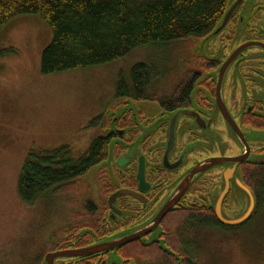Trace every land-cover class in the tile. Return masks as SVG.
<instances>
[{
	"label": "flooded vegetation",
	"instance_id": "flooded-vegetation-1",
	"mask_svg": "<svg viewBox=\"0 0 264 264\" xmlns=\"http://www.w3.org/2000/svg\"><path fill=\"white\" fill-rule=\"evenodd\" d=\"M246 1L240 0L211 54H200L199 68L183 80L191 87L186 95L181 90L162 98L123 97L114 112L97 122L98 137L108 140V153L101 161L106 164L99 168L112 181L105 191L108 198L103 205L95 199L89 202V222L77 232L68 230L36 264H118L117 255L123 264H130L127 253L136 245L159 250L164 258H172L170 264H193L185 250L172 244L169 225L174 218H182L183 227L195 219L234 228L217 220L214 206L223 195V213L239 214L238 192L248 198L237 185L240 177L254 192L258 209L256 182L264 177V164L257 163L264 158V0H255L244 16ZM241 23L246 29L234 46ZM230 69L241 81L240 93L235 92L234 78L225 87ZM131 100L144 103L130 104ZM239 158L242 161L237 163ZM198 165L206 169L192 176ZM173 201L159 225L136 241L47 260L50 253L68 254L98 247L118 234L149 230L158 213ZM162 242L175 255L163 250Z\"/></svg>",
	"mask_w": 264,
	"mask_h": 264
},
{
	"label": "rangeland",
	"instance_id": "rangeland-1",
	"mask_svg": "<svg viewBox=\"0 0 264 264\" xmlns=\"http://www.w3.org/2000/svg\"><path fill=\"white\" fill-rule=\"evenodd\" d=\"M254 3L246 1L244 16ZM245 29L244 23L238 25L234 46ZM52 38L50 26L38 14L17 15L0 32V264H36L68 230L77 232L89 222V202L95 199L103 205L108 198L105 191L112 181L99 169L106 164L101 162L73 183L58 185L35 203H26L19 194V180L30 153L69 146L76 157L83 155L100 134L94 119L99 122L114 112L122 101L116 95L117 83L124 79L130 84L136 64L156 68L159 76L152 81L151 92L167 97L199 68L200 54H211L219 35L148 44L109 63L45 75L41 57ZM233 78L235 92L240 93L241 81L232 69L225 87ZM134 103L144 102L130 101ZM244 196L238 192L239 214L248 206ZM261 197L260 213L240 228H222L210 220L183 227L182 218H174L169 225L172 244L185 250L193 264H264V193ZM183 239L191 241L181 245ZM128 252L135 254L126 257L130 264L173 261L155 248L136 245ZM115 260L123 264L118 255Z\"/></svg>",
	"mask_w": 264,
	"mask_h": 264
},
{
	"label": "trees",
	"instance_id": "trees-1",
	"mask_svg": "<svg viewBox=\"0 0 264 264\" xmlns=\"http://www.w3.org/2000/svg\"><path fill=\"white\" fill-rule=\"evenodd\" d=\"M229 2L0 0V32L17 15H40L53 34L51 43L41 57V71L49 75L109 63L148 44L205 38L221 21ZM158 76L153 65L138 63L132 68L130 84L124 79L117 83L116 95L119 100L123 97L153 99L155 95L151 92V83ZM185 84H178L174 95L181 90L186 95L191 87ZM92 124L96 125L97 119ZM69 148L62 146L52 151L30 153L19 180V194L26 203L33 204L50 189L58 185H69L88 174L106 158L108 140L97 137L84 155L78 157ZM256 185L259 206L258 209L256 207L255 216L260 213L261 193H264L263 176L261 181L257 180ZM193 222L195 219L191 220ZM247 222L234 228H240ZM215 224L218 222L215 221ZM128 255L135 254L128 252Z\"/></svg>",
	"mask_w": 264,
	"mask_h": 264
},
{
	"label": "water",
	"instance_id": "water-1",
	"mask_svg": "<svg viewBox=\"0 0 264 264\" xmlns=\"http://www.w3.org/2000/svg\"><path fill=\"white\" fill-rule=\"evenodd\" d=\"M240 3V0H237L234 3V0H230L229 2V6L224 14V16L222 17L221 21L218 23V25L215 27V29L208 35L205 37V40L216 36V35H220V33L224 30V28L226 27L229 19L231 18L232 14L235 12L236 7L238 6V4ZM242 158H239L238 162H241ZM257 163H263L264 164V158L261 159L260 161H258ZM240 164V163H239ZM206 168H204L203 165H198L194 172H192V176L195 174H198L200 172H202L203 170H205ZM192 179V177H191ZM188 182H190V180L188 179ZM237 185L247 193L248 196V206L246 208V210L243 213H240L238 215H236L235 217H229L226 216L223 213L222 210V198L223 195L220 197V199L218 200V202L215 204L214 206V212L216 215L217 220L223 224V225H227V226H239L242 225L244 223H246L247 221H249L251 219V217L254 215L256 207H257V200L255 197L254 192L252 191L251 188H249L244 182L243 180L240 178H237L236 180ZM121 192H117L116 195H119ZM114 197V196H113ZM175 201V200H174ZM171 202L168 203L167 205H165V207L158 213V215L156 216V218L154 219V226L152 228H150L149 230H136V231H129L127 233H123V236H116L114 238L109 239L106 243L100 244L98 245V247H90V248H85V249H81L78 251H70V253L65 254V253H50L47 255V260L52 261L53 259H55L56 257H60L63 255H67V256H74V255H86V254H91V253H96V252H100V251H104V250H110V249H114V248H118L122 245H126L129 244L133 241H136L137 239L141 238L142 236L145 235V233H148V231H150L151 229H155L159 223L161 222V220L163 219V217L167 214V212L170 211V209L173 207L175 202ZM161 248L165 251H168L169 253L175 255L174 252H172L168 247H166L165 243L162 242L161 244ZM177 256V254H176Z\"/></svg>",
	"mask_w": 264,
	"mask_h": 264
}]
</instances>
